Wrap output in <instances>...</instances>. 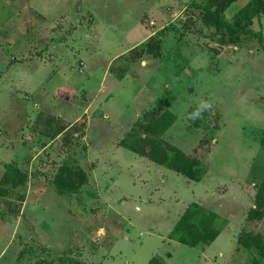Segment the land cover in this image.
Returning <instances> with one entry per match:
<instances>
[{"label": "rangeland", "instance_id": "374dc122", "mask_svg": "<svg viewBox=\"0 0 264 264\" xmlns=\"http://www.w3.org/2000/svg\"><path fill=\"white\" fill-rule=\"evenodd\" d=\"M190 1L0 0V179L2 162L27 175L0 195V264H242L237 234L264 236V216L244 220L264 175V14L263 48L221 44ZM160 28L157 55L131 58ZM201 99L211 107L188 120ZM166 108L176 119L162 137L184 152L200 142L198 181L118 146ZM46 114L84 123L69 147L44 135ZM61 165L86 179L59 195ZM191 201L226 220L205 248L166 238Z\"/></svg>", "mask_w": 264, "mask_h": 264}, {"label": "trees", "instance_id": "16d2710c", "mask_svg": "<svg viewBox=\"0 0 264 264\" xmlns=\"http://www.w3.org/2000/svg\"><path fill=\"white\" fill-rule=\"evenodd\" d=\"M232 1L191 0L188 6L197 10L199 20L204 26L213 27V34L219 35L218 41L221 44L236 45L242 39H255L259 47L263 48L259 18L264 14V0H247L233 13L231 19H226L223 12ZM253 18L258 22L257 31L250 27ZM161 29L154 31L147 41L140 44V48L131 58L143 53L157 55L160 36L163 34ZM167 29L170 30L171 27ZM123 70L125 71L126 68L124 67ZM43 118L41 127L44 135L52 142L57 135L61 134L60 140L66 147L71 144L72 135L81 133V127L84 125L83 122L79 124L63 122L61 118L52 114H46ZM175 119L176 116L167 108L156 116L137 117L125 135L118 140V146L189 180L198 181L208 170L205 154L198 151L200 142L184 152L162 137L164 131ZM1 165L5 172L0 179V195L21 189L23 181L27 179L25 172L11 162H2ZM85 179L83 171L71 170L61 165L55 177L51 179V183L54 191L60 195L65 192H74ZM263 216L264 175L255 184L251 205L245 211L244 220L259 221ZM225 223L226 220L218 213L198 202L191 201L178 214L166 233V238L188 247L205 248L216 238ZM234 250L245 254L242 264H264V236L260 232L241 230L236 236ZM146 264H162V260L158 256H151Z\"/></svg>", "mask_w": 264, "mask_h": 264}, {"label": "clouds", "instance_id": "9594fccd", "mask_svg": "<svg viewBox=\"0 0 264 264\" xmlns=\"http://www.w3.org/2000/svg\"><path fill=\"white\" fill-rule=\"evenodd\" d=\"M210 107H211V104L209 101L201 99L197 107L191 113H188L186 118L191 121L201 119L203 113L207 111Z\"/></svg>", "mask_w": 264, "mask_h": 264}]
</instances>
